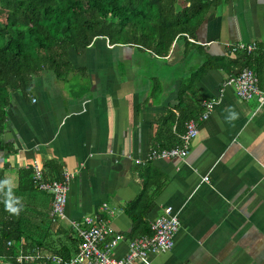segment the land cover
Listing matches in <instances>:
<instances>
[{"label":"crops","instance_id":"0c3cea01","mask_svg":"<svg viewBox=\"0 0 264 264\" xmlns=\"http://www.w3.org/2000/svg\"><path fill=\"white\" fill-rule=\"evenodd\" d=\"M209 4L194 37H177L165 58L98 42L70 57L74 71L65 79L42 72L28 100L13 94L4 134L10 150L0 152L6 187L15 189L18 170L34 162L56 161L71 176L66 219L52 222L48 194L27 198L24 225L32 238L46 239L48 255L62 248L73 257L79 241L71 222L90 217L123 236L111 252L123 258L139 237L125 209L146 179L158 188L147 225L168 206L180 224L173 249L147 264H264V104L239 100L225 85L245 68L264 83L262 52L232 51L264 47V0ZM207 61L224 68L196 82L194 104L213 107L189 155L146 162L158 118L174 112L182 82Z\"/></svg>","mask_w":264,"mask_h":264},{"label":"trees","instance_id":"16d2710c","mask_svg":"<svg viewBox=\"0 0 264 264\" xmlns=\"http://www.w3.org/2000/svg\"><path fill=\"white\" fill-rule=\"evenodd\" d=\"M210 1L212 4L221 2L0 0V152L10 150V145L4 141V134L12 96L19 94L28 100L33 93L34 77L50 72L59 80L65 79L74 71L70 57L94 48L98 42H107L109 46H135L150 55L165 58L177 37H194ZM216 68H224V65L204 62L195 71L194 77L182 82L174 112L168 111L158 118L153 149L175 146L185 131V123L190 120L198 122L203 109L194 104L192 94L196 82ZM42 167L43 176L49 181H62L66 173L56 161L44 162ZM5 168L6 165L0 168V264H45L39 260L17 262L21 254L38 252L48 255L47 241L45 238H32L24 225L25 207L29 204L27 198L38 192L31 166L18 170L15 189L7 188L4 183ZM151 186L143 179L138 195L125 209L132 220L133 233L139 237L152 234L146 217L153 208L158 188L152 191ZM9 201L20 209L18 214L7 210L6 202ZM50 255L65 260L72 257L62 248Z\"/></svg>","mask_w":264,"mask_h":264},{"label":"built area","instance_id":"2783aa9c","mask_svg":"<svg viewBox=\"0 0 264 264\" xmlns=\"http://www.w3.org/2000/svg\"><path fill=\"white\" fill-rule=\"evenodd\" d=\"M261 51L264 55V47L259 48L256 43L237 44L233 46V52H243L250 55ZM225 85L232 86L236 97L242 101L256 100L258 106L264 104V83L261 84L253 70L242 69L237 75L230 77ZM213 102L204 104V111L198 122L190 120L185 123V131L180 136V142L171 148L151 149L147 154L146 162L154 160H181L189 155L192 141L198 135V123L207 119L212 110ZM135 164H144V161L135 160ZM33 182L39 192L51 197L50 217L53 222L66 219L65 208L68 201L69 184L71 176L64 173L62 181H49L44 178L42 164L34 162L31 165ZM104 209L106 207L104 206ZM179 218L170 206L165 207L162 214L150 225L152 234L132 239L128 245V252L121 259L111 256L112 250L117 246L123 236L115 235L110 229L98 226L92 218L84 217L82 223L71 222V227L77 234V253L68 260L55 255H42L38 252L29 255H19L17 262L43 261L45 264H147L148 257L153 254L167 252L173 249L174 239L179 230ZM108 241H106V238ZM10 243H8V246Z\"/></svg>","mask_w":264,"mask_h":264},{"label":"clouds","instance_id":"9594fccd","mask_svg":"<svg viewBox=\"0 0 264 264\" xmlns=\"http://www.w3.org/2000/svg\"><path fill=\"white\" fill-rule=\"evenodd\" d=\"M233 115L235 116V114H233ZM4 183H7V181H4ZM6 208H7V210H9V211H11L13 213H17V214H18V212L20 210L19 208L14 207L13 206V202H11V201L6 202Z\"/></svg>","mask_w":264,"mask_h":264},{"label":"rangeland","instance_id":"374dc122","mask_svg":"<svg viewBox=\"0 0 264 264\" xmlns=\"http://www.w3.org/2000/svg\"><path fill=\"white\" fill-rule=\"evenodd\" d=\"M174 213L177 214L175 211H174ZM161 214H162V213H161ZM161 214H160V215H161ZM160 215H159V216H160ZM159 216H158V217H159ZM177 216H178V215H177Z\"/></svg>","mask_w":264,"mask_h":264},{"label":"bare ground","instance_id":"6f19581e","mask_svg":"<svg viewBox=\"0 0 264 264\" xmlns=\"http://www.w3.org/2000/svg\"><path fill=\"white\" fill-rule=\"evenodd\" d=\"M52 220V219H51ZM53 222V221H52ZM53 223H56V222H53Z\"/></svg>","mask_w":264,"mask_h":264},{"label":"water","instance_id":"95a60500","mask_svg":"<svg viewBox=\"0 0 264 264\" xmlns=\"http://www.w3.org/2000/svg\"><path fill=\"white\" fill-rule=\"evenodd\" d=\"M7 123L9 124V121H7Z\"/></svg>","mask_w":264,"mask_h":264}]
</instances>
